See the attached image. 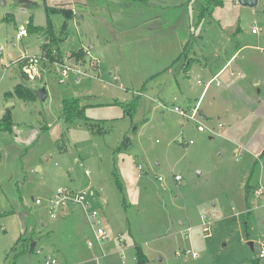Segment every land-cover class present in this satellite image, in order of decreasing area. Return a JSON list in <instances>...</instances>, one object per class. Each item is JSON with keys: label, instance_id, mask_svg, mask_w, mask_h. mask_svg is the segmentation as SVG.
<instances>
[{"label": "rangeland", "instance_id": "rangeland-1", "mask_svg": "<svg viewBox=\"0 0 264 264\" xmlns=\"http://www.w3.org/2000/svg\"><path fill=\"white\" fill-rule=\"evenodd\" d=\"M49 8L60 11L50 14L55 43L45 32L19 37L30 21L45 28ZM45 40L62 63L79 71L63 84L50 73L35 81L21 74L17 61L41 55ZM238 49L240 91L227 92L218 102L225 108L214 105L209 119L199 118L218 135L200 133L172 108L198 97L203 86L196 80L208 81ZM82 50L76 62L73 55ZM90 61L98 62L99 72L83 66ZM46 68L53 70L49 62ZM152 69L159 72L155 77ZM19 83L46 86L47 99L6 100L4 93ZM220 89L212 86L200 110L207 112ZM66 98L79 101L85 121L61 119ZM8 103L16 130L8 139L20 133L27 143L10 176L0 178V264H137L136 247L145 264H264L257 257L264 192L256 194L259 186L264 191V156H254L264 135V0L253 8L236 0H5L0 118ZM222 109L240 119L231 123ZM40 182L53 192L85 191L107 240L88 247L94 235L80 207L50 218L44 203L35 204L48 198ZM26 243L33 252H21Z\"/></svg>", "mask_w": 264, "mask_h": 264}, {"label": "built area", "instance_id": "built-area-1", "mask_svg": "<svg viewBox=\"0 0 264 264\" xmlns=\"http://www.w3.org/2000/svg\"><path fill=\"white\" fill-rule=\"evenodd\" d=\"M259 30L256 28L251 29V33L253 35L259 34ZM27 34L25 29H21L19 32L20 36H25ZM17 62L20 64L21 73L30 81H35L37 79L42 80L47 74H51L50 76L54 77L59 84H63L66 81L68 76H71L72 73H79L76 67H68L62 62H52L51 65L53 66V70L50 72L46 68V64L48 60L43 55H36V56H23ZM76 75V74H74ZM198 84H203L205 89L209 88L211 85L219 86V82H216V77L209 79L206 82L198 81ZM173 112L177 114L180 118L186 121L192 122L196 130L200 133H204L206 131L209 132L208 128L201 124L199 121L200 114H199V106L196 105L194 107L189 108H182L180 106H174ZM220 126V125H219ZM264 130V127H263ZM192 141L190 140L188 144H191ZM87 173V172H86ZM159 181L162 178H158ZM180 177L176 176L175 181H180ZM260 193H257L259 195ZM44 203V207L47 210L50 218H55L56 212L70 207V206H77L80 207L83 212L86 214L87 219L90 222V226L93 231V241L88 242V247L92 248L94 244L100 246L102 241L107 240L108 236L106 231L101 227L100 221L98 220V213L96 210L92 208V205L88 201V195L85 191L81 192H74L67 188H57L53 195L47 198L46 200L36 199V205H42ZM205 222V218H203ZM205 232L209 231V228H204ZM189 232V231H188ZM209 235H206L208 237ZM104 256V255H103ZM257 257L259 260L264 259V240L259 243L258 247V254ZM123 258V257H122ZM45 264H56L55 260H50L45 262Z\"/></svg>", "mask_w": 264, "mask_h": 264}, {"label": "crops", "instance_id": "crops-1", "mask_svg": "<svg viewBox=\"0 0 264 264\" xmlns=\"http://www.w3.org/2000/svg\"><path fill=\"white\" fill-rule=\"evenodd\" d=\"M91 6H92V4H91ZM99 6V5H98ZM33 25V24H32ZM34 26V25H33ZM46 42H45V44L48 42L47 40H45ZM246 46H243L242 48H245ZM41 48H42V46H41ZM241 48V49H242ZM92 49H93V46H92ZM241 49H238L237 51H235L231 56H230V58H228L226 61H225V63L222 65V67L216 72V73H214V74H211L210 75V78L209 79H212L213 77H216V82L218 81L219 82V86L221 87V89L220 90H218L217 92H213L212 93V96H213V98H212V102H210L208 105H207V108H206V111L207 112H205L204 111V109H203V111L202 110H200V108H201V106H202V104H203V101H204V99H205V97L207 96V94H208V92L212 89V86L214 85H211L209 88H207V89H205V87H204V85L203 84H198L197 82L198 81H204V80H196V82H195V85L197 86V87H201V86H203V88H202V90H201V92H200V94H199V96L198 97H194V99H192V98H189L188 96L186 97L187 98V104H186V106H184V107H182V108H189V107H194V106H196V105H198L199 106V114H200V118H205L206 116V118L205 119H209V115H211L212 113V109H213V107H214V105H217V107H221V108H225V106H224V104H220V103H218V102H220V101H222V100H224L225 98H226V96L228 95V93L227 92H229V91H240V89H239V86H241V83L240 84H238V83H236L237 81L235 80V78H237V76H239L238 74H240L241 75V73H242V70H241V68L243 69V66H242V58H240V53H239V51L241 50ZM256 50H258V48H255ZM83 51V50H82ZM151 55V54H150ZM150 55H148V56H150ZM112 63H113V61H114V58H112ZM201 60H197V62L199 63V64H202L201 62H200ZM76 62H77V60H76ZM88 64V65H87ZM192 64V62L190 61L186 66H185V69H184V71H186V70H188L189 69V66ZM3 66H4V63H3ZM83 66L84 67H86V66H88L87 67V69L88 70H92V69H96L98 72H99V64H98V62H92V61H90L89 63H83ZM191 67V66H190ZM152 72H154V73H152ZM151 73H152V77H155L156 75H158V73L159 72H157V70H155V69H152L151 70ZM225 73H227L228 74V77L227 78H224V82H223V84L219 81V78L222 76V75H225ZM236 73H238V74H236ZM80 76V75H79ZM78 76V77H79ZM76 77V79L78 80L79 78L77 77V76H75ZM115 78V77H114ZM146 77H144V79H145ZM230 79H233V81H231ZM115 80V79H114ZM228 80H230V81H228ZM235 80V81H234ZM251 81H252V83H253V87H257L256 85H257V82H253V80L251 79ZM76 82V81H75ZM175 83H176V85H177V92H179V93H181L182 95L184 94V92L182 91V89H181V85H180V83H179V81H175ZM221 83V84H220ZM232 83V84H231ZM222 85V86H221ZM159 87H161L162 85L160 84V85H158ZM216 86V85H215ZM224 86V87H223ZM15 87V86H14ZM14 87H13V89H14ZM45 88H46V86H44ZM217 88H218V86H217ZM232 89H234V90H232ZM13 91V90H12ZM12 91H8V92H5L4 93V98L6 99V100H10L11 98H13V97H11V98H6L5 97V95H6V93H9V92H12ZM46 93H47V97H48V91L46 90ZM47 97H46V99H47ZM39 100V99H38ZM40 101V100H39ZM177 106H180V105H177ZM11 107H13V105L12 104H10V103H8L7 104V107H6V109H10ZM181 107V106H180ZM173 109V108H172ZM223 110V112H227L228 114H227V117H228V120L230 119L231 120V123L232 122H237V120H239L240 119V117L237 115V114H233V115H229V111L227 110V109H222ZM173 111V110H172ZM5 113V112H4ZM211 113V114H210ZM206 114V115H205ZM11 115H12V113H11ZM219 119V118H218ZM229 120V121H230ZM12 121H13V115H12ZM188 122V121H187ZM13 124H14V122H13ZM202 124V123H201ZM181 125L183 126V128H185L186 126H188L187 124H186V122L185 121H182L181 122ZM220 125V126H219ZM263 127H264V124H263V126H262V130H263ZM208 128V127H207ZM218 128H223V125L221 124V123H219L218 124ZM208 130H209V133H212V134H214V135H218L217 134V132L214 130V129H212V130H210L209 128H208ZM15 129H14V125H13V128H12V130H11V132H9L8 134H6L7 135V138H1L0 137V178H1V180L2 179H6V178H8L9 176H10V172H11V169H10V165H14V163H15V161H16V159H17V157H19V154H21L23 151H24V148H23V144H21V143H27V141H20V139H21V137H22V134H20V133H17L16 134V136L14 137V139H11V140H9L8 139V137H9V135H11L12 133H15ZM263 132H264V130H263ZM25 137V136H24ZM260 146H261V149L259 150V151H262L261 152V154L263 153V151H264V135L261 137V139H260V141H259V143H258ZM33 145V144H32ZM31 145V147H33ZM257 152V153H255L254 154V156L256 157V156H258V158L260 159V155H258L260 152ZM39 170V169H38ZM40 190H42V192H43V194H41V195H43V197L45 196H48V198L50 197V196H52L53 195V191H50V189L46 186V183H43V182H40ZM250 189H251V187H250ZM251 191V190H250ZM263 188L261 187V186H259L258 188H257V190H256V194L257 193H260L259 195H262L263 194ZM39 197H42V196H39ZM46 200V199H45ZM188 230H190L189 228H188ZM188 232V231H187ZM122 247H124V246H122ZM51 260H53V259H51ZM56 264H57V262H56Z\"/></svg>", "mask_w": 264, "mask_h": 264}, {"label": "trees", "instance_id": "trees-1", "mask_svg": "<svg viewBox=\"0 0 264 264\" xmlns=\"http://www.w3.org/2000/svg\"><path fill=\"white\" fill-rule=\"evenodd\" d=\"M211 1V0H208ZM46 20H47V26L45 28L43 27H35L32 25V21H30L27 24L26 27V32L27 34L31 33H39V32H45L46 35L48 36L49 41L53 44L55 43V39L53 36V31L51 30V25H50V14L52 13H58L60 12L57 9H46ZM200 16H202V12H200ZM65 27V26H64ZM63 27V28H64ZM41 55H43L49 63H52L54 61L56 62H61L62 58L61 55L59 54L58 50L57 53L53 54V51L49 48V45L46 43L42 46L41 48ZM83 55V51H80L79 53L74 54L75 58H77V61L80 60V57ZM22 74V73H21ZM23 75V74H22ZM144 88V87H143ZM142 88V90H143ZM6 98H11V97H17L21 101L25 103H31L36 100H38V97L35 94V90L25 87L22 83L17 84L12 92L6 93L5 95ZM136 101L131 102L130 105H127L129 108L134 109L136 105ZM127 108V107H124ZM61 119L66 122H78L82 123L85 121V116H84V109L79 106V101L75 98H66L62 100V114H61ZM13 121H12V115L10 109H6L5 113L3 116L0 118V131H6V132H11L13 128ZM100 130H97L99 132ZM264 156V151L263 153L259 156L260 158ZM246 197L249 196L250 194V186L247 184L246 186ZM22 253L24 252H33V248L29 246L28 243H26V249L21 251ZM136 256H137V264H145L146 262V257L143 254L142 250L140 247H136ZM258 260L254 261L253 264H258Z\"/></svg>", "mask_w": 264, "mask_h": 264}, {"label": "water", "instance_id": "water-1", "mask_svg": "<svg viewBox=\"0 0 264 264\" xmlns=\"http://www.w3.org/2000/svg\"><path fill=\"white\" fill-rule=\"evenodd\" d=\"M238 2L239 5L243 6V7H250L253 8L257 5L258 0H236ZM0 4L1 5H5V0H0ZM35 94L38 97V99L40 101H45L46 97H47V93H46V88L45 87H41L40 89L35 90ZM33 244L31 245V248H33ZM250 246H252V244H250Z\"/></svg>", "mask_w": 264, "mask_h": 264}]
</instances>
